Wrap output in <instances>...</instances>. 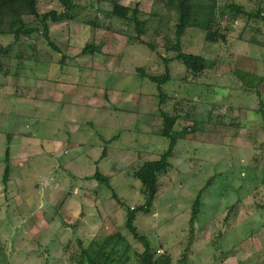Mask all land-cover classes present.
<instances>
[{
	"label": "rangeland",
	"instance_id": "1",
	"mask_svg": "<svg viewBox=\"0 0 264 264\" xmlns=\"http://www.w3.org/2000/svg\"><path fill=\"white\" fill-rule=\"evenodd\" d=\"M233 1L248 12L264 10V0ZM85 3L91 7L70 29L66 22L50 25L61 51L42 33L23 37L13 54L21 50L24 62L6 59L12 72L0 75V264H77L91 242L118 229L143 251L125 218L129 207L145 201L134 172L169 148L165 112L182 116L179 130H196L178 141L152 212L138 213L140 232L156 256L167 254L173 264H264V112L256 90H244L235 75L243 70L264 77V22L245 17L230 25L226 19V42L206 41L204 31L188 29L184 51L204 56L209 68L194 74L173 61L162 100L148 76L165 72L163 55L175 56L166 49L175 37V12L153 0H122L143 12L142 44L134 24L111 16L110 4ZM227 3L217 0L218 10ZM54 9L62 10L57 0H39L41 14ZM25 20L44 30L36 17ZM13 41L0 36V45ZM89 43L100 51L82 54ZM257 89L264 103V82ZM20 133L38 137L44 155L19 151ZM10 146L19 159L3 193ZM97 171L109 182H99ZM212 176L191 235L192 204ZM131 264H138L135 257Z\"/></svg>",
	"mask_w": 264,
	"mask_h": 264
},
{
	"label": "trees",
	"instance_id": "2",
	"mask_svg": "<svg viewBox=\"0 0 264 264\" xmlns=\"http://www.w3.org/2000/svg\"><path fill=\"white\" fill-rule=\"evenodd\" d=\"M62 10H50L46 13H40L39 0H0V36H13L14 41L10 44L3 46L0 45V75H8L12 72V66L6 63V59L17 58L19 62L23 63V55L21 50L14 55V47L20 44L23 37L31 36L34 33H42L46 41L52 46L53 49L61 51V48L52 39V33L50 31V25L60 24L66 22V27L76 23L83 13L91 6H88L85 2L90 0H57ZM99 4L103 2L112 6L111 16L122 22L131 23L135 25V28L139 36L135 37L140 43L146 44L140 37V34L144 31L146 21L140 19L142 10L138 8V4L135 7L125 5L122 0H96ZM155 3L160 4L162 7L173 11L176 14V23L174 30V40L167 43V51L174 52L175 56L170 58L163 55L165 63V72L159 75H149V79L157 83L162 100L165 98L163 85L168 83L172 79V73L170 64L177 60L181 62L186 69L194 74H200L207 68V59L201 54L188 53L184 51L182 38L190 28H195L206 33V41L209 42H226L227 34L230 26L234 21L247 17L250 21L252 19L264 22V10L259 7L257 12H248L241 4H235L233 0L231 3H227L224 8L218 10L217 0H209L210 3H206L207 0H153ZM101 10V8H98ZM218 10V11H217ZM229 14V15H228ZM26 16L36 17L43 24L44 30L39 28L28 27L25 20ZM227 19V21H226ZM95 25V24H93ZM68 29H70L68 27ZM122 34V33H121ZM130 39H133L130 36ZM153 47V45H152ZM101 47L95 44H87L82 54H95L100 51ZM214 63L210 67H214ZM145 76L143 68H138ZM17 74V73H16ZM237 78L243 83L244 90H256L258 96H260L261 110L264 112V103L261 92L257 89L264 82L263 76L254 74H247L243 70L235 71ZM253 79V80H251ZM259 112V110L257 109ZM164 128L162 134L171 139L169 148L156 160H148L134 172V177L142 184L141 192L145 195V201L136 208H128V213L125 224V229L136 240V243H141L143 251L139 252L134 248L126 236V234L118 229L117 232L108 235L103 241L91 242L89 246L82 250V253L76 261L77 264H131V259L135 257L138 264H173L172 258L165 254L156 256L154 247L150 238L140 232L139 227L136 225L139 212L150 214L154 209L155 201L160 194L161 179L168 175L173 164L171 158L175 154L177 145L181 140H186L187 132H194L195 126L185 127L181 130L177 128L182 116L179 113L175 115H169L166 112L163 113ZM15 134L8 135V140L11 142ZM180 140V141H179ZM179 141V142H178ZM107 153L105 148L102 157ZM6 167L4 171L3 183L5 185L2 192H6V185L10 179L12 173L10 147L7 150ZM94 177L99 182H109L110 176L104 175L100 171H97ZM215 176L208 179L206 185L198 193L192 204V214L190 218V232L191 235L196 233V223L201 214L203 208V195L204 192L213 184ZM7 193V192H6ZM117 198L119 203H123L121 198L117 195H113ZM124 205V203L122 204ZM234 205L229 207V211L232 210ZM230 214H228L229 217ZM80 218L78 222L81 223L84 218V210L80 212ZM221 236L222 234L219 233ZM189 239V238H187ZM134 254V255H133ZM133 255V256H132ZM185 255L181 262L186 261Z\"/></svg>",
	"mask_w": 264,
	"mask_h": 264
},
{
	"label": "crops",
	"instance_id": "3",
	"mask_svg": "<svg viewBox=\"0 0 264 264\" xmlns=\"http://www.w3.org/2000/svg\"><path fill=\"white\" fill-rule=\"evenodd\" d=\"M62 87H65L66 85H61ZM60 91H66L65 89H60ZM64 93V92H63ZM18 133V132H17ZM20 138H22V141H20L19 145H16L17 148H19V151H22L26 154L29 153L28 155H30L31 157H37V156H43L44 155V143L42 141H40L38 139V137L36 136H32L30 133H20ZM56 141L54 140V144L57 145V143H55ZM15 145V144H14ZM31 148V149H30ZM30 149V150H28ZM12 148L10 146V155H11V151ZM14 152L11 155V165H13V163L15 161H17L19 159L18 156H16L17 153H19V151L17 152V149L14 146ZM32 151V152H31ZM24 154V155H25ZM20 155V154H19ZM28 156V157H30ZM25 158V157H24ZM30 159V158H29ZM31 169V167H30ZM17 171H14L13 167H12V173H15ZM33 173V172H32ZM22 174V172L20 173ZM23 175V174H22ZM16 176V174H15ZM57 185L54 186V189ZM52 187V186H51ZM57 189V188H56ZM4 193V192H3ZM80 214V213H79Z\"/></svg>",
	"mask_w": 264,
	"mask_h": 264
}]
</instances>
